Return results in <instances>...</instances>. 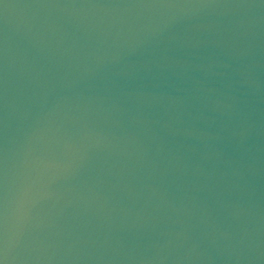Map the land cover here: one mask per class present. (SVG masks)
<instances>
[{
    "label": "water",
    "instance_id": "1",
    "mask_svg": "<svg viewBox=\"0 0 264 264\" xmlns=\"http://www.w3.org/2000/svg\"><path fill=\"white\" fill-rule=\"evenodd\" d=\"M0 264H264V0H0Z\"/></svg>",
    "mask_w": 264,
    "mask_h": 264
}]
</instances>
